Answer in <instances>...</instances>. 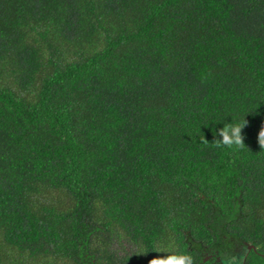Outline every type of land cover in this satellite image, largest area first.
<instances>
[{"label": "trees", "instance_id": "1", "mask_svg": "<svg viewBox=\"0 0 264 264\" xmlns=\"http://www.w3.org/2000/svg\"><path fill=\"white\" fill-rule=\"evenodd\" d=\"M261 128L264 0H0V264H264Z\"/></svg>", "mask_w": 264, "mask_h": 264}, {"label": "clouds", "instance_id": "2", "mask_svg": "<svg viewBox=\"0 0 264 264\" xmlns=\"http://www.w3.org/2000/svg\"><path fill=\"white\" fill-rule=\"evenodd\" d=\"M246 123L247 122L244 120L242 123L225 124L224 127L219 129L217 133L220 137H222V139L218 141V144H223L227 147L236 146L238 148H243L245 145L243 142L244 137L241 132ZM258 143L261 148H264V128H261L259 131ZM149 264H195V262L193 256L190 254L171 253L166 257L153 258L149 261ZM224 264H238V261L235 256H231L225 259Z\"/></svg>", "mask_w": 264, "mask_h": 264}, {"label": "flooded vegetation", "instance_id": "3", "mask_svg": "<svg viewBox=\"0 0 264 264\" xmlns=\"http://www.w3.org/2000/svg\"><path fill=\"white\" fill-rule=\"evenodd\" d=\"M249 247L251 248L252 246H248V248H249ZM250 248H249V249H250ZM207 258H208V257H206L205 259H207Z\"/></svg>", "mask_w": 264, "mask_h": 264}]
</instances>
